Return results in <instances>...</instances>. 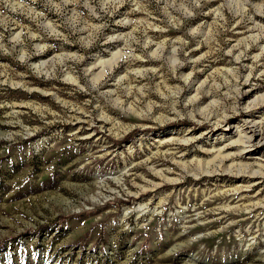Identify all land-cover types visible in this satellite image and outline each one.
Masks as SVG:
<instances>
[{"label":"rangeland","instance_id":"rangeland-1","mask_svg":"<svg viewBox=\"0 0 264 264\" xmlns=\"http://www.w3.org/2000/svg\"><path fill=\"white\" fill-rule=\"evenodd\" d=\"M12 3L0 264H264V174L243 186L204 152L264 126V0ZM248 144L264 162V136Z\"/></svg>","mask_w":264,"mask_h":264},{"label":"bare ground","instance_id":"bare-ground-1","mask_svg":"<svg viewBox=\"0 0 264 264\" xmlns=\"http://www.w3.org/2000/svg\"><path fill=\"white\" fill-rule=\"evenodd\" d=\"M111 54L114 55L115 53H111ZM106 59H108V58H106ZM108 62H110V61H108ZM103 67H104V65H103ZM103 67H101L100 70L96 73L97 75H101L103 73V71H104ZM89 69H90V67H89ZM250 102H251V106L252 105L253 106H260L264 102V97H262V95L257 94L254 96V98H252V100ZM245 121H246V119H245ZM248 122H249V126H247V127H249V132H246L245 129H243V130L240 129L239 128L240 125L233 124L232 127L235 128V130H234L235 133L233 135H230L227 138H224L223 141H221V144L217 148H214V146H212V148H204V152L206 154L212 153V156L209 157L207 160H205L206 161L205 163H210V164L214 163V167H219V170L221 172H223V173L229 172L233 176L241 178L242 181H244V180L249 181L246 184H243V186H247V187L251 186L255 183V181H253V183H250V180H252L254 176H261L262 177V175L264 174V162H259V160H256V162H254V161L248 162L247 160L246 161L242 160V156L244 153L243 150L245 149L246 146L249 145L248 143H250V141L255 139L257 136L258 137H262V135L264 136V126L262 124V121L254 120L251 118L250 120H247V123ZM251 125L253 126V128L251 127ZM217 126H218V124H217ZM220 137H221V135H220ZM189 139H190V137H185L183 140L187 141ZM246 143H247V145H246ZM248 150H250V149H248ZM245 152L251 153L249 151H245ZM236 156H238L240 158L239 161H234L233 158H235ZM228 160H230V162H227ZM198 163H200L199 160H198ZM187 165L186 164L182 165L181 169L182 170L186 169ZM204 166L205 167L203 169V165H201L202 170L199 171V173L194 170L192 172V174H194L195 177H199L200 175L205 174V172L209 174L211 172H214V170H216V168H213V170L212 169H206L207 165H204ZM199 168H200V166H199ZM188 170L189 169H186V171H188ZM216 171H218V170H216ZM173 179H175V178H173ZM241 187H242V185L241 186L237 185L233 189H235V192H237V190L241 189ZM255 205H257V204H255Z\"/></svg>","mask_w":264,"mask_h":264},{"label":"clouds","instance_id":"clouds-1","mask_svg":"<svg viewBox=\"0 0 264 264\" xmlns=\"http://www.w3.org/2000/svg\"><path fill=\"white\" fill-rule=\"evenodd\" d=\"M192 3L199 4V0H192ZM0 4H2L5 8H10L12 11H16V8L14 4L12 3V0H0ZM179 8L183 10V12L186 15H192V13L188 10L187 7L183 3L179 4ZM241 8H243V4H241ZM2 14V13H0ZM194 31V30H193ZM23 59V57H21Z\"/></svg>","mask_w":264,"mask_h":264}]
</instances>
